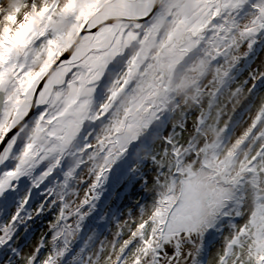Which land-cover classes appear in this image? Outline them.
I'll return each mask as SVG.
<instances>
[{"label":"snow or ice","instance_id":"6c2138e0","mask_svg":"<svg viewBox=\"0 0 264 264\" xmlns=\"http://www.w3.org/2000/svg\"><path fill=\"white\" fill-rule=\"evenodd\" d=\"M0 264H264V0H0Z\"/></svg>","mask_w":264,"mask_h":264},{"label":"rangeland","instance_id":"374dc122","mask_svg":"<svg viewBox=\"0 0 264 264\" xmlns=\"http://www.w3.org/2000/svg\"><path fill=\"white\" fill-rule=\"evenodd\" d=\"M119 171L120 170L117 169L116 173L111 176L110 182L105 185L104 191L101 195V202L103 205L113 203L114 206H119L121 210H123L126 205L140 197L141 186L136 182L135 178H133L131 182H127L128 177L126 175L120 176L118 174ZM125 183L126 187H121V185H124ZM82 191L83 188H81V192ZM36 199H39L38 193L36 195ZM49 219H51V216H46L42 220L37 221L35 224L31 225L33 240H35V238L39 236L40 232L43 230ZM106 234H108L109 238H111V234L107 232V230ZM78 243L76 246H78Z\"/></svg>","mask_w":264,"mask_h":264}]
</instances>
